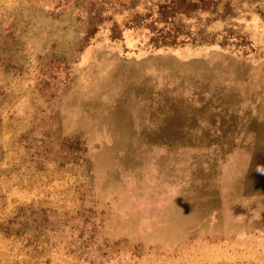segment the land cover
Here are the masks:
<instances>
[{
    "label": "rangeland",
    "instance_id": "1",
    "mask_svg": "<svg viewBox=\"0 0 264 264\" xmlns=\"http://www.w3.org/2000/svg\"><path fill=\"white\" fill-rule=\"evenodd\" d=\"M0 264H264V0H0Z\"/></svg>",
    "mask_w": 264,
    "mask_h": 264
}]
</instances>
